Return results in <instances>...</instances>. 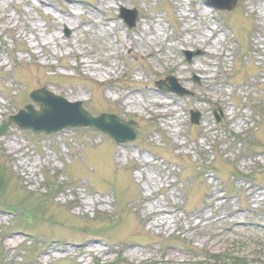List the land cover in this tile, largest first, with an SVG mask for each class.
I'll return each instance as SVG.
<instances>
[{"label": "rangeland", "instance_id": "1", "mask_svg": "<svg viewBox=\"0 0 264 264\" xmlns=\"http://www.w3.org/2000/svg\"><path fill=\"white\" fill-rule=\"evenodd\" d=\"M39 89L140 140L9 124ZM0 129V264H264V0H0Z\"/></svg>", "mask_w": 264, "mask_h": 264}, {"label": "water", "instance_id": "2", "mask_svg": "<svg viewBox=\"0 0 264 264\" xmlns=\"http://www.w3.org/2000/svg\"><path fill=\"white\" fill-rule=\"evenodd\" d=\"M205 1L218 10H231L237 2V0ZM121 17L129 28L135 26L136 12L123 10ZM159 89H163L162 86ZM174 91L178 95L187 93L179 86H176ZM30 98L39 110H35L32 106H26L10 118V122L21 130L31 131L36 135L49 136L68 128H93L117 144L129 143V141L136 143L139 140L138 134L134 132L136 125L129 121L117 119L114 115L102 114L98 117H92L80 102L70 103L46 90L33 92L30 94ZM194 122L197 123L198 118H195Z\"/></svg>", "mask_w": 264, "mask_h": 264}, {"label": "bare ground", "instance_id": "3", "mask_svg": "<svg viewBox=\"0 0 264 264\" xmlns=\"http://www.w3.org/2000/svg\"><path fill=\"white\" fill-rule=\"evenodd\" d=\"M194 70L197 71L196 69H194ZM197 72H198V73H201V71H200V72L197 71ZM174 211L177 212V211H178V208H175ZM174 211H173V212H174ZM169 212H171L169 209H168V210H165V209H164V210H159V215L170 214ZM157 213H158V212H157ZM170 215H171V214H170ZM87 245H88V244H87ZM100 253H101V252H100ZM100 253H99V254H100ZM131 255L134 256L135 254H134V253H131Z\"/></svg>", "mask_w": 264, "mask_h": 264}, {"label": "trees", "instance_id": "4", "mask_svg": "<svg viewBox=\"0 0 264 264\" xmlns=\"http://www.w3.org/2000/svg\"><path fill=\"white\" fill-rule=\"evenodd\" d=\"M4 172H5V170L4 171L0 170V173H4Z\"/></svg>", "mask_w": 264, "mask_h": 264}]
</instances>
